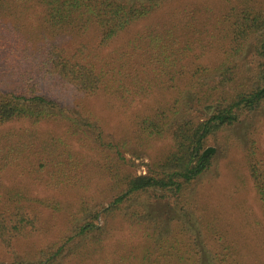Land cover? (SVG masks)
Segmentation results:
<instances>
[{"label": "trees", "instance_id": "16d2710c", "mask_svg": "<svg viewBox=\"0 0 264 264\" xmlns=\"http://www.w3.org/2000/svg\"><path fill=\"white\" fill-rule=\"evenodd\" d=\"M96 104L131 120L113 126ZM263 107L264 0H0V264H61L115 216L136 247L98 240L71 264H239L235 232L190 188L213 167L208 140L251 124L242 158L264 223ZM155 203L179 213L171 236L148 219ZM56 216L54 242L13 255Z\"/></svg>", "mask_w": 264, "mask_h": 264}, {"label": "rangeland", "instance_id": "374dc122", "mask_svg": "<svg viewBox=\"0 0 264 264\" xmlns=\"http://www.w3.org/2000/svg\"><path fill=\"white\" fill-rule=\"evenodd\" d=\"M202 1V0H195ZM101 103V102H100ZM99 103V104H100ZM141 105V106H139ZM137 105L135 108H141L142 104ZM100 114L109 118V123L113 126H117L119 123L127 125L131 120L132 111L126 112V114H110L104 112L96 104ZM139 106V107H138ZM255 119L264 118V107L253 115ZM246 128L240 124V126H234L230 129L219 132L214 138L208 140V144L214 146L217 149L215 155V161L211 170L205 173L201 178L194 182L190 188V194L193 193L194 197L200 199L198 204L199 209H202L204 213L216 217L220 224L224 228H228L231 232H235V237L239 241L237 260L239 264H261L264 262V255L262 250V244L264 237V223L261 219L260 204L255 195L252 182L247 174L244 160L242 158V147L246 143L243 139L248 129L252 127L245 125ZM243 128L240 130V128ZM250 127V128H248ZM51 131L53 127H48ZM260 149L264 154V127L260 135ZM242 146V147H241ZM160 147V144L155 146V149ZM144 161L145 160H140ZM137 161L138 163L140 162ZM134 173L144 172V167L132 168ZM32 196L39 199H52L55 200L59 196V200L66 205V202L72 203V194L70 193H57L47 191L43 188H36L32 191ZM190 201H192L190 199ZM106 205V203H105ZM104 205V206H105ZM155 206H147L148 219L158 218L161 220L159 224V234L171 236V232L174 231L173 223H169L171 220H177L179 213L176 208L168 203H155ZM66 207V206H65ZM72 212V211H71ZM191 208L184 213L190 218L192 216ZM199 212H197L198 214ZM43 219L47 222L48 212L42 210ZM56 216L51 220L47 233H40L32 238L22 239L17 242L16 247L13 250L15 257H23L29 252L36 249L48 246L54 239L58 237L59 231L62 227L61 219ZM110 224L104 230V233L90 234L89 236L79 238L78 242L75 241L70 247L67 256L61 259V264H71L76 259L75 254L85 245L84 249L96 241L101 242L103 247V253L109 254L115 252L116 242L122 241L125 245V250L128 251L132 247L137 245V237L131 233L129 229L122 223H120L119 217H110ZM183 221H185L183 219ZM98 224L104 226L102 218H98ZM171 225L169 229L168 225ZM185 224L191 226L190 222L185 221ZM169 229V230H168ZM173 229V230H172ZM85 240V242H84ZM1 249V248H0ZM9 260V255L0 252V260L4 258ZM91 258L84 260L81 264H90ZM72 264H75L74 262Z\"/></svg>", "mask_w": 264, "mask_h": 264}]
</instances>
